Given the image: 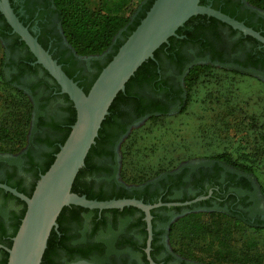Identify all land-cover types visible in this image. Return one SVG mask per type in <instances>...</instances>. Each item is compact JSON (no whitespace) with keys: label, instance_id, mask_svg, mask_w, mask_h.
I'll list each match as a JSON object with an SVG mask.
<instances>
[{"label":"flooded vegetation","instance_id":"obj_1","mask_svg":"<svg viewBox=\"0 0 264 264\" xmlns=\"http://www.w3.org/2000/svg\"><path fill=\"white\" fill-rule=\"evenodd\" d=\"M202 1V5L221 11L264 37V12L246 0ZM10 3L16 15L56 60H61V65L66 67L79 86L83 89L89 87L99 66L105 64L114 52L113 47L99 56L77 55L65 40L53 0H10ZM1 14L0 31L6 29L7 39L3 41L9 50L6 62L10 65L5 70L9 76L7 79L40 100L34 116L38 128L36 143L20 154L0 156V182L15 189L18 187L19 192L27 195L34 188L37 174L49 160L47 154L60 146L66 135L69 104L61 87L54 84L55 79L46 74L47 70L36 62V58L30 62L26 60L30 49L16 45L17 41L21 43L22 40L12 28L7 30L8 23ZM196 17L199 21H192L184 30L185 34L180 36L183 42L179 39L169 48L160 50L156 59L157 76L152 83H145L136 90L139 92L138 102L119 105L117 124L109 132L110 138L90 158L89 169L80 182L94 192L113 197L114 193L127 190L133 196L130 198L150 202L147 204L184 203L201 199L187 205L165 204L151 210L149 253V230L146 214L142 210L123 208L119 212L108 211L111 209L96 212L93 211L95 209L86 211L77 208L75 214L71 208L62 216L56 229L59 246L53 255L54 264H201L180 258L166 240L168 223L185 208L231 211L232 216L251 219L250 225L264 226V206L260 203L262 194L255 192L249 180L244 182L239 176L231 178L223 169L217 170L215 165L207 168L182 167L164 175L159 182L142 185L131 186L120 179L119 143L122 135L136 122L153 115L151 110L155 107L166 108L168 113L182 107L186 101L185 79L196 65L212 64L239 74H264L263 42L216 17L207 14ZM124 38L123 35L118 41ZM171 48L172 52H168ZM50 91L53 98H49ZM53 108L59 110L53 112ZM50 113L57 117L48 120ZM135 190L139 195H134ZM7 193L10 192L0 188V264L8 259L6 248L11 247L27 207L22 199L12 193L13 197H9Z\"/></svg>","mask_w":264,"mask_h":264},{"label":"rangeland","instance_id":"obj_2","mask_svg":"<svg viewBox=\"0 0 264 264\" xmlns=\"http://www.w3.org/2000/svg\"><path fill=\"white\" fill-rule=\"evenodd\" d=\"M143 1L133 0L122 12L123 17H129V23L135 15L131 12L137 11ZM246 1L264 12V0ZM99 2L89 0V5L96 8ZM126 28L120 29L114 42ZM8 52L6 42L0 39V72L6 77ZM184 88L186 101L182 107L167 115L141 119L122 135L119 143L122 182L131 186L159 182L164 175L182 167L215 165L228 176L249 180L255 192L262 194L260 203L264 206V74H239L212 67L199 73ZM24 92L20 94L5 84L0 75V121L4 119L1 117L4 99L12 98L20 104L17 111L23 115L17 126H10L9 136L0 139V156L20 154L36 143L38 128L34 116L40 100ZM55 109L52 111L59 110ZM51 114L48 120L57 117ZM222 154L237 165L250 167L252 173L220 162L216 157ZM250 220L234 217L231 211L185 208L168 223L166 240L180 258L201 264H264V226L250 225ZM195 223L201 227L199 234L194 233ZM217 228L225 235L221 243L213 235ZM246 247L251 248L250 257L240 258ZM228 250L234 255H229ZM237 251L243 253L238 256Z\"/></svg>","mask_w":264,"mask_h":264},{"label":"water","instance_id":"obj_3","mask_svg":"<svg viewBox=\"0 0 264 264\" xmlns=\"http://www.w3.org/2000/svg\"><path fill=\"white\" fill-rule=\"evenodd\" d=\"M200 1L155 0L146 16L86 93L20 20L10 0H0V12L13 32L25 42L36 62L49 72L62 92L69 96L77 113L67 139L60 145L49 169L41 174L31 196L0 182V188L22 199L27 206L11 247L6 248L9 254L7 264H41L50 235L59 226L58 218L62 210L71 205L98 210L125 207L142 210L146 214L149 230V253L152 238L151 210L166 203L147 204L136 198L89 199L73 192L72 188L79 171L85 166L86 157L96 143L102 123L109 115L116 97L126 90V84L141 65L153 59L155 51L168 43L171 37L176 36L178 29L191 17L198 14L216 17L264 43V37L260 33L219 10L202 5ZM199 199L166 205H187Z\"/></svg>","mask_w":264,"mask_h":264},{"label":"trees","instance_id":"obj_4","mask_svg":"<svg viewBox=\"0 0 264 264\" xmlns=\"http://www.w3.org/2000/svg\"><path fill=\"white\" fill-rule=\"evenodd\" d=\"M99 5L96 8H91L89 5V0H53V5L55 6V10L58 14L60 24L64 33V36L66 40L68 41L69 45L73 49V51L80 56H96V55H101L105 51H107L110 47H112L114 43L115 36L117 33L120 31V29L127 27L126 30L123 32V35L125 36L123 41H118L117 44L113 46L114 52L109 56L108 61L99 66V70L97 74L95 75L92 83L90 84L89 87L85 88L84 91L88 93L90 90L91 86L103 70V68L113 59V57L116 55L118 52L119 48L124 44V42L128 39V37L132 34V32L137 28V26L140 24L142 19L146 16L147 12L150 10L151 6L153 5L155 0H145L143 3L140 5L139 9L136 11H132L131 13L135 14L134 18L131 23H129V17H123L122 12L126 10L133 2V0H99ZM264 2V1H263ZM260 0V3H263ZM201 4L203 1L201 0ZM264 4V3H263ZM1 14V13H0ZM3 20H5V17L1 14ZM197 20L198 18L196 16L191 17L182 27H180L177 31V35L173 36L169 39L168 43L163 44L160 48H158L155 53H154V58L147 60L144 62L141 67L137 70L135 75L131 77L129 82L126 84V90L124 92L119 93V95L116 97L114 100L113 104L110 107L109 110V115L105 118V120L102 123V126L99 130V135L96 138V143L92 146L90 149L86 160H85V166L79 171L75 182L73 184L72 191L79 194V195H85L89 199H96V200H110L112 198L120 199V198H130L133 197L131 196L130 193H128L127 190H123V192L117 194L114 193V197L112 195H105L104 193H97L94 192L91 188L89 187H84L80 180L83 174L89 169V161L90 158L95 154L98 153V150L100 146L107 141V139L110 138V131L112 130L113 126L117 124L116 118L119 116V105L122 104H130L131 102H138V94L136 90L141 89L145 83H152V81L156 78L157 76V61L156 59L159 58V52L160 50L164 49L165 47L171 46L175 42H177L180 39V36H183L185 34L184 30L186 27L192 23V21ZM21 20V19H20ZM6 21V20H5ZM22 21V20H21ZM199 21V20H197ZM23 22V21H22ZM7 23V22H6ZM24 23V22H23ZM25 24V23H24ZM26 25V24H25ZM7 30H11V27L6 24ZM6 29H2L0 31V39L6 40L7 34L5 33ZM188 36L190 34L186 33ZM19 38V37H18ZM181 42L183 40L180 39ZM16 42V45H22V46H27L25 42L20 41ZM39 42L42 44V42L39 40ZM43 45V44H42ZM45 48V46L43 45ZM28 48V47H27ZM169 48V47H168ZM173 48L169 49L168 52H172ZM29 57L26 58L28 62L34 61L35 57L33 54L29 51L28 52ZM171 55V54H170ZM54 59L55 56L52 55ZM59 64H61V60L58 61ZM9 63H5V67L9 66ZM63 66V65H62ZM212 67H216L212 64L208 65H196L194 68L191 69L189 74L187 75L185 79V86L191 85L196 77L198 76L199 73L206 69H210ZM64 71L67 73V75L71 78L72 74L69 73V71L66 69L65 66H63ZM46 74L49 76V72L46 71ZM1 79L3 82L13 88H15L20 94H25L24 90L21 89L18 86L13 85L12 81H9L7 77L4 75V72H0ZM53 79V78H52ZM54 80V79H53ZM54 84L58 86L57 82L54 80ZM158 85V84H157ZM159 86V85H158ZM50 89L52 88L49 85ZM185 91V89H184ZM66 101L68 102V112H69V118L68 121H65L66 123V128L67 132L64 138L61 140V145L65 142L67 139L70 131H71V126L75 123L76 121V109L74 107L73 102L69 98L67 94H64ZM54 96L52 95V91H50V96L49 98H53ZM11 101H7V99H4L3 104H1V117H4L2 121H0V139H6L11 130V125L12 126H17L21 120L23 119V115L20 114L17 109L20 108V104L15 103L12 98H10ZM185 102L183 103V105ZM153 115H151L149 118H155L157 116H163L169 114L168 110L166 108H161L155 107L153 110H151ZM160 112L158 115H155L154 113ZM10 118L12 120L10 121ZM67 120V119H66ZM17 123V124H16ZM54 126L53 124H51ZM55 127V126H54ZM119 127V125H118ZM112 132V131H111ZM53 144V143H51ZM60 149V146L56 147V149L52 150L50 153L47 154L48 161L46 162V165L42 167L40 170V174H37L36 177V183L34 185V188L31 193L27 194L28 196H31L35 186L40 179L41 174H44L53 161L55 160V155L58 153ZM220 162H224L229 165H234L246 172L252 173V169L247 166H241L237 165L236 163L231 161V158L227 154H222L218 155L216 157ZM220 168L217 167V170ZM231 178H235L230 176ZM244 182L247 180L243 179ZM16 187V186H15ZM17 190L20 191L17 187ZM136 195H139L138 191H134ZM9 197H13L12 194L7 193ZM137 198V197H136ZM139 199V198H137ZM145 203H150L146 200H144ZM154 203V202H153ZM71 208L75 210V214L77 213V208L80 210H86L89 211L91 209L80 207V206H67L64 207L62 210L59 218H58V224L60 225L62 216L69 211ZM72 210V209H71ZM124 210H137L135 207H125ZM93 211H99L98 209H95ZM107 211V210H104ZM108 211H113V212H119V209H111ZM235 217V216H234ZM21 223V222H20ZM244 223L248 224V222L244 221ZM249 225V224H248ZM194 227V233H201V227L199 224L195 223L193 225ZM256 227V226H255ZM259 227V226H257ZM19 228V227H18ZM18 230V229H17ZM16 230V232H17ZM15 232V234H16ZM219 228H217L213 235L218 240L220 243L222 240L225 238V235L221 233ZM14 234V235H15ZM59 238H58V231L54 229L50 235L49 241H48V246L45 251V254L43 256V260L41 264H54L53 262V255L55 254L56 250L58 249L59 246ZM250 250L251 248L246 247L244 249V254L240 256L241 252H238V256L240 258H249L250 257ZM242 252V253H243ZM241 253V254H242ZM6 256H8V253H5ZM228 254H233L228 250ZM234 255V254H233ZM8 259L5 260L4 264H7Z\"/></svg>","mask_w":264,"mask_h":264}]
</instances>
